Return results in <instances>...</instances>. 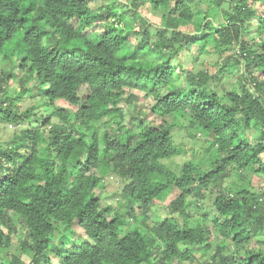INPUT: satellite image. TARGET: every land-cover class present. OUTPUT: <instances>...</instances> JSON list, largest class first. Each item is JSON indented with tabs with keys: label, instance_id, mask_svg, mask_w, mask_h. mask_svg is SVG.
<instances>
[{
	"label": "trees",
	"instance_id": "obj_1",
	"mask_svg": "<svg viewBox=\"0 0 264 264\" xmlns=\"http://www.w3.org/2000/svg\"><path fill=\"white\" fill-rule=\"evenodd\" d=\"M95 1L0 0V58L13 57L0 73V128L14 129L0 141V264H184L196 247L201 264H264V248L255 251L264 244V186H253L264 179V0H212L214 11H195L201 0H118L103 11ZM147 6L161 28L140 13ZM220 10L226 21L215 26L209 18ZM189 25L203 38L184 33ZM95 27L104 29L86 34ZM201 43L232 53L211 71L188 72L190 87L177 85L181 52ZM225 77L234 80L226 92L212 84ZM138 93L151 100L143 110ZM123 101L135 107L131 128ZM149 112L189 117L191 138L206 139L203 158L179 171L163 164L182 149L170 123L145 122ZM111 175L124 183L125 213L103 202ZM208 192L217 193L213 228L201 208ZM162 203L166 219L149 228ZM13 232L30 261L10 252ZM213 233L225 239L217 248Z\"/></svg>",
	"mask_w": 264,
	"mask_h": 264
},
{
	"label": "rangeland",
	"instance_id": "obj_2",
	"mask_svg": "<svg viewBox=\"0 0 264 264\" xmlns=\"http://www.w3.org/2000/svg\"><path fill=\"white\" fill-rule=\"evenodd\" d=\"M118 0H96L95 2H92L90 4V6L96 10L99 11H103L104 8H106L108 5H111L112 3H116ZM201 2V3H200ZM198 3V8L195 9V11H199V10H203L204 9H208L210 6L212 7V10L214 11V4L212 3V0H201ZM140 13L143 15V17H147L149 18L150 24H151V29L155 28H161V15L160 12H158L157 14H154L153 10L150 8L149 6L147 7H142L140 10ZM214 16L212 15V17L209 18V20H213L215 22V26H219L221 23L225 22V17H224V13L220 10V12H213ZM138 27V26H136ZM103 27H95L90 29L89 31L86 32V34H92L94 32H99L101 30H103ZM182 31H184V33H187L191 36H197L198 38L202 39L203 38V31L197 32L194 29L193 25H189L188 27L182 28ZM156 33V32H155ZM199 33V34H198ZM206 33V32H205ZM139 36L137 37V35H134L133 33H129V45L134 49L135 46L137 45ZM188 46L187 49L191 48V45H186ZM14 45L8 44L7 49L5 50L4 56L10 55L11 50L14 49ZM205 49L206 51H209V53L203 51L201 49ZM187 49H184L181 52V55L179 56V59L181 61V64L183 65V68L185 70L184 74L182 75L181 79L177 81V85L182 86V87H190V83L187 81L186 79V74L188 72H193V73H197L199 71H204V70H209L211 71L213 66L221 64L222 60L221 59H226L229 58L232 52H226L223 53L222 55L220 53H218L214 46L210 45L207 46L204 43H201L199 45H194L192 46V48L190 49V51H187ZM199 50H200V54H199ZM196 57V58H195ZM9 60H6L5 62H3V60L0 58V73L2 71H7L9 69H12V65L13 63L11 62L13 57H8ZM223 67V66H220ZM237 70V69H236ZM15 72H17L16 74V81H15V86L18 87L20 84V80L23 77V72L21 70H15ZM235 76V75H233ZM232 76V77H233ZM238 75H236L237 77ZM234 82V80L230 77V78H224L219 85L216 84L217 82H213L212 84L217 85L216 88H220L222 89L224 92L228 91L230 89V85H232V83ZM34 84H36L35 81L31 80L28 86H33ZM20 91V88L18 89ZM89 95V87L87 85H84L80 88L79 90V96L81 98V101L83 102L87 96ZM127 97V95H126ZM61 103V101L59 102ZM58 103V104H59ZM126 102L123 101L121 102V104L119 105L120 107H124L125 110L127 111V118L125 119L124 122V126H127L129 128L133 127L134 125H136L137 123H135L134 121L131 120L130 114H128V112L132 113L133 109H135V107H132V110H130V107L125 104ZM137 103L140 104V106H137ZM137 103L134 104V106H137L139 108H141V110H143V107H147L150 105L151 100L145 99V96L142 93H138V100ZM33 104L32 99H27V101L24 103L23 108L25 109L28 106H31ZM62 105H65V103H61ZM143 112V111H142ZM145 122H153L154 126H160V125H164L166 123H170L172 125V129H171V133L174 135V139L176 144L181 147L182 149V153L172 159H168V160H163V164H165L166 166H171L173 169H175L176 171H179L180 168L183 166V164L187 161H193V160H199L201 158H203V155L205 153V143H206V139L204 137L203 134H199L198 138H191V136L189 135L191 133V131L189 130V125H190V121L191 119L189 117H179V116H171V117H167L166 119H161V118H157L155 119V117L149 112L145 115L144 117ZM134 122V123H133ZM137 128V127H135ZM14 129H10L9 131L5 130L3 128H0V141H10L12 139V133H13ZM6 132V133H4ZM250 134V133H249ZM255 134V135H254ZM257 134L256 132L252 133L251 138L253 140H256ZM237 178L234 176L230 179L231 182L235 181ZM105 185V190H104V196H103V202H108L107 205H113L114 208L117 209H121L123 210V213H125L127 211V208H125V206H120L119 204V200L123 197L122 196V191H123V187H124V183L120 181L119 176L117 175H111L109 177H107V180L104 183ZM253 186L254 187H262L264 186V179L261 178H254L253 179ZM179 190L174 188L173 189V193L170 196V199H174L175 197H177V195L179 194ZM217 197V193L216 192H208L206 199L202 202L201 204V208L206 211V215L209 216V220L207 221V224L209 226H211L212 228L214 227L213 222H212V217L217 216L219 217V215L215 212L214 210V204H215V200ZM169 199V198H168ZM193 198H189L187 200L188 205H190V203L192 202ZM129 206V204H128ZM198 209L192 207V205H190L189 209H188V213L197 217L198 215ZM149 220H148V227L152 228L154 227V225H160L164 219H166L167 217V211H166V207L165 205L162 203L160 205L155 206V210L154 212H152L149 216ZM129 219V217L127 216L126 219ZM123 219H125V217L123 216ZM141 222V221H139ZM18 223V224H17ZM17 227L19 229L20 224L19 221H16ZM146 226V227H147ZM144 227V228H146ZM2 228H4V230L7 231V228L5 226H2ZM9 232V231H8ZM21 233V230H20ZM25 231H22V234H24ZM19 234L17 233H12V243H11V247L10 252L14 255L20 256L22 257V259L26 260V261H30L31 259V255L27 254L24 255L23 253H21L20 251V247H19ZM24 236L21 235V239H23ZM260 239L264 240V233L261 234V236H259ZM211 241L212 243H214V247L217 248L219 244L222 243V237L219 236L217 233H213V235L211 236ZM227 241V246L228 247H232V251H236L239 249L238 246H234L232 244L231 241L226 240ZM248 246V245H247ZM262 249L264 248V244H259L255 247V251H257L258 249ZM195 251V257L196 259L191 262V261H187L184 262V264H201L200 261L202 260V255L201 253L198 251V247L194 248ZM57 264V263H56ZM175 264H178V262H175Z\"/></svg>",
	"mask_w": 264,
	"mask_h": 264
},
{
	"label": "clouds",
	"instance_id": "obj_3",
	"mask_svg": "<svg viewBox=\"0 0 264 264\" xmlns=\"http://www.w3.org/2000/svg\"><path fill=\"white\" fill-rule=\"evenodd\" d=\"M251 92H252V93L254 92V90L252 89V87H251ZM182 152H183V151H182ZM179 155H180V154H179ZM176 156H178V155H176ZM176 156H175V157H176ZM173 158H174V157H173ZM166 160H168V159H166Z\"/></svg>",
	"mask_w": 264,
	"mask_h": 264
}]
</instances>
